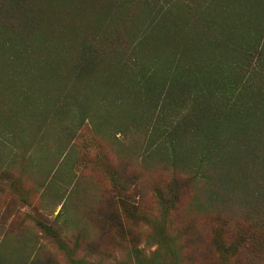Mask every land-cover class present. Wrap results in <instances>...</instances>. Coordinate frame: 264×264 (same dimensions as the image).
Returning a JSON list of instances; mask_svg holds the SVG:
<instances>
[{
	"label": "rangeland",
	"instance_id": "1",
	"mask_svg": "<svg viewBox=\"0 0 264 264\" xmlns=\"http://www.w3.org/2000/svg\"><path fill=\"white\" fill-rule=\"evenodd\" d=\"M140 36L135 51L161 64L176 55L197 66L201 39L218 41L216 61L234 62L229 36L238 63L246 53L255 65L264 0H0V264L251 257L236 226L246 221L236 206L242 154L211 171L221 185L203 184L188 140L159 146L127 74ZM216 216L229 225L221 250L208 238ZM257 228L251 260L264 264Z\"/></svg>",
	"mask_w": 264,
	"mask_h": 264
},
{
	"label": "trees",
	"instance_id": "2",
	"mask_svg": "<svg viewBox=\"0 0 264 264\" xmlns=\"http://www.w3.org/2000/svg\"><path fill=\"white\" fill-rule=\"evenodd\" d=\"M223 38L228 42L223 48L235 61H216L218 41L201 39L204 50L196 66L176 55L164 64L145 58L134 48L143 39L140 36L130 43L132 68L127 74L134 101L145 108L143 113L150 112L152 119L144 118L145 127L158 133L159 146L188 140L197 150V181L221 185L215 176L218 170L228 169L235 153L242 154L240 166L246 173L239 182L236 206L246 221L236 226L242 231L238 239L242 250L251 256L246 264H256L251 260L257 244L253 230L264 229V60L250 65L252 54L245 53L247 62L238 63L239 44L229 36ZM228 226L224 218L211 219L208 238L216 250L225 247Z\"/></svg>",
	"mask_w": 264,
	"mask_h": 264
}]
</instances>
